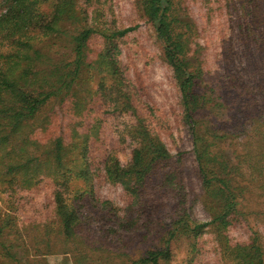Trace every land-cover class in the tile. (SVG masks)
Returning a JSON list of instances; mask_svg holds the SVG:
<instances>
[{"label": "trees", "instance_id": "1", "mask_svg": "<svg viewBox=\"0 0 264 264\" xmlns=\"http://www.w3.org/2000/svg\"><path fill=\"white\" fill-rule=\"evenodd\" d=\"M139 3L173 70L181 121L191 136L206 195L218 207L212 222L206 224L193 221L183 209L170 229L157 226V235L164 242L166 235L174 239L182 231L198 236L212 224L226 229L242 214L237 203L240 196L234 190L236 178L249 171L252 179L264 180V67L259 65L264 51L256 53L251 66L237 68V75L231 70L229 93L241 102L233 121L220 129L209 121L203 128L199 124L207 111L218 105L213 104L217 92L202 86L204 68L191 48L195 37L186 32H194L193 24L178 16L175 0ZM241 3L245 28L254 33L242 37L247 42L260 41L264 48V0ZM113 16L107 0H0V200L9 194V199L17 201L15 210L25 209L22 191L50 185L54 207L48 215L55 222L50 227L35 226L33 217L20 229L13 225V211L0 212V250L6 258L17 260L11 238H23L22 232L29 226L38 233L46 232L39 236L41 241L31 245L44 255L54 252L53 233L61 236L65 245L75 241L85 232L88 219L82 211L83 202L99 210L96 228L103 235L115 239L144 230L143 238L147 239L150 226L146 223L156 213L147 198L154 180L161 177V188L167 193L182 194L177 182L179 177L182 180L180 167L163 140L165 125L169 131L170 123L157 107L144 100L140 87L125 69L121 44L132 28L121 29ZM59 42L67 47L60 57L52 55ZM96 42H101V48L92 57ZM55 103L65 114L48 111ZM95 110H106L116 119L130 117L116 132L120 142L131 149L127 164L120 161L115 150H101L99 129L106 120L95 118L90 124L88 114ZM84 116L85 128L78 120L65 124L67 118ZM88 127L93 128L88 131ZM226 142L242 148L235 164L220 153L222 150H216ZM100 178L121 187L131 203L120 210L110 201L98 199L95 183ZM170 243L169 239L164 248L148 251L130 264H171ZM240 250L245 253L236 255L239 264H264V253L257 244L238 245L237 253Z\"/></svg>", "mask_w": 264, "mask_h": 264}, {"label": "rangeland", "instance_id": "2", "mask_svg": "<svg viewBox=\"0 0 264 264\" xmlns=\"http://www.w3.org/2000/svg\"><path fill=\"white\" fill-rule=\"evenodd\" d=\"M107 1L112 6L117 26L121 29L132 28L121 44V59L125 69H128L129 75L134 78V83L140 87L144 100L153 107H157L161 115L165 116L170 123L169 131H167L168 125H165L163 140L180 167L182 180L179 177L177 182H180L182 194L167 193L165 188H161L162 178L158 177L154 180L147 198L154 206L156 213L153 219H149L150 223H146L147 227L150 226L147 239L143 238L144 230H139L140 234L127 233L126 237L115 239L103 235L96 228L99 210L95 207L91 208L90 203L83 202L82 211L86 213L88 219L84 224L85 232H81L80 237L75 241L65 245L61 236L57 237L53 233L51 236L54 241V252L44 255L32 249L31 245L41 241L39 236L46 235V232L38 233L34 229H29V226L22 232L23 238L18 236L11 238L14 257L17 260L4 257L0 250V264H130V260H138L148 251L164 248V242L167 245L169 239L171 264H239L236 255L245 252L240 250L237 253L236 249L238 245L244 244H257L264 253V180L257 182L249 177V171L245 173L246 175L242 174L236 178L234 190L239 193L240 199H237V203L242 214L232 225L226 229H219L216 224H212L198 236L182 231V234L174 239L166 235L164 242L157 235L155 229L157 226L170 229V226L184 212L199 224L211 223L218 212V207L213 203V199L206 195L207 192L201 181L193 142L187 127L181 121L179 89L173 70L166 62L164 47L157 37L154 26L144 15L139 0ZM175 1L178 11L180 10L178 16L193 24L194 32L189 30L186 32L189 37H195L191 48L195 58L200 59L204 68L202 86L210 87L217 92L213 95V98L217 99L213 101V104L218 105L213 111H207L209 113L199 125L206 127L209 121H213L220 129L222 125L227 126L233 121V116H236L235 108L241 104L239 99L236 100L237 95L229 93L232 85L230 80L233 78L231 70L237 75V68L243 69L245 66L254 64L256 53H262L264 48L259 45L260 41L247 42L246 38L242 37L244 34L250 37L254 33L252 29L245 28L244 18H241L243 15L241 0ZM261 17L262 15L256 18ZM247 47H249L248 54H246ZM100 48L101 42H96V45L92 46L94 51L91 56L95 57ZM250 48L254 50L250 51ZM65 52H67L66 44L59 42L52 55L60 57ZM231 61L236 65L227 66L232 63ZM259 65L264 67V60ZM205 90L209 91L207 88ZM62 109L58 103H55L49 106L48 111L65 114ZM219 110L221 113L217 116ZM111 116L106 110H102L89 113L87 118H90L88 121L90 124L95 118L103 122L104 119L106 120L99 129L102 133L101 141H99L101 150L104 153L108 149L115 150L120 161L127 164L132 158L131 149L127 144L120 142L116 132L121 122L125 119L129 122L130 117L123 115L120 119H116ZM66 120L65 124H72L78 120L77 122L80 121L85 128L83 123L85 116ZM92 128L86 129L91 131ZM216 150H222L220 153L225 154L232 164H235L237 152L241 153L242 148L226 142L223 148ZM95 184L98 199L110 201L116 209L122 210L131 203L130 196L121 187L111 185L102 178L97 179ZM7 195L9 194H4L3 199L0 200V212L13 211L12 215L16 218L13 225H19L20 229L24 228L25 223L27 222V225L28 222L31 223L33 217L35 226L55 225L48 215L54 207L50 185L40 186L32 191H22L24 201L21 202L25 205L27 202L25 209L19 207L15 210L16 207L13 204L17 205V201L13 198L9 199ZM183 209H185L184 212ZM89 210L94 214L90 215ZM193 245L196 247L192 248Z\"/></svg>", "mask_w": 264, "mask_h": 264}]
</instances>
